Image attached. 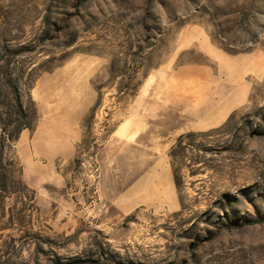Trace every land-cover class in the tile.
<instances>
[{
	"label": "rangeland",
	"instance_id": "374dc122",
	"mask_svg": "<svg viewBox=\"0 0 264 264\" xmlns=\"http://www.w3.org/2000/svg\"><path fill=\"white\" fill-rule=\"evenodd\" d=\"M248 53L264 0H0V264H264V76L208 129L156 105ZM162 158L177 206L131 191Z\"/></svg>",
	"mask_w": 264,
	"mask_h": 264
},
{
	"label": "crops",
	"instance_id": "0c3cea01",
	"mask_svg": "<svg viewBox=\"0 0 264 264\" xmlns=\"http://www.w3.org/2000/svg\"><path fill=\"white\" fill-rule=\"evenodd\" d=\"M225 64L219 68L218 74L204 76L200 74H177L174 77L181 86L165 84L164 96L156 105L160 107L178 108L184 113L183 119L171 130V135H180L191 129H208L226 121L228 116L245 104L252 92L255 81L264 76V57L257 54H225ZM165 77V76H164ZM166 80V79H165ZM158 86V84L154 85ZM148 126L126 121L116 129L114 135L122 136V140L139 139ZM153 146V144H152ZM162 179L166 188V200L177 206L178 197L172 174L166 165L165 158L160 159L151 171L131 186L134 193L148 181H154L156 188ZM158 201V192L146 193L141 203L153 205Z\"/></svg>",
	"mask_w": 264,
	"mask_h": 264
},
{
	"label": "trees",
	"instance_id": "16d2710c",
	"mask_svg": "<svg viewBox=\"0 0 264 264\" xmlns=\"http://www.w3.org/2000/svg\"><path fill=\"white\" fill-rule=\"evenodd\" d=\"M13 86H16V85H13ZM14 93H15L14 94V100L16 102L15 105L17 106L19 111H21V113L25 115V108H24V105H23V102H22V97H21V94H20L18 88H15V92ZM26 127H28V124L26 125ZM13 137H14V135H12V138Z\"/></svg>",
	"mask_w": 264,
	"mask_h": 264
}]
</instances>
